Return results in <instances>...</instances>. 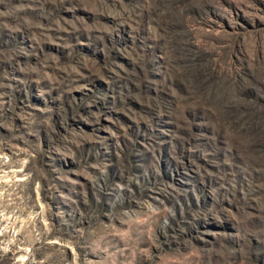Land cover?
Wrapping results in <instances>:
<instances>
[{
  "label": "rangeland",
  "instance_id": "obj_1",
  "mask_svg": "<svg viewBox=\"0 0 264 264\" xmlns=\"http://www.w3.org/2000/svg\"><path fill=\"white\" fill-rule=\"evenodd\" d=\"M0 264H264V0H0Z\"/></svg>",
  "mask_w": 264,
  "mask_h": 264
}]
</instances>
